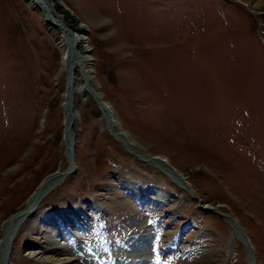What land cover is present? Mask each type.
Returning a JSON list of instances; mask_svg holds the SVG:
<instances>
[{"label": "rangeland", "instance_id": "rangeland-1", "mask_svg": "<svg viewBox=\"0 0 264 264\" xmlns=\"http://www.w3.org/2000/svg\"><path fill=\"white\" fill-rule=\"evenodd\" d=\"M53 2L87 37L91 88L137 146L76 91L77 170L22 224L12 261L264 264V0ZM60 36L31 0H0V242L3 224L68 169ZM138 150L166 157L193 195ZM142 236L153 252L125 260Z\"/></svg>", "mask_w": 264, "mask_h": 264}, {"label": "bare ground", "instance_id": "bare-ground-1", "mask_svg": "<svg viewBox=\"0 0 264 264\" xmlns=\"http://www.w3.org/2000/svg\"><path fill=\"white\" fill-rule=\"evenodd\" d=\"M31 1L40 10L47 23L53 26L54 28H56L57 30H59L61 34L59 43L64 51L62 64H63L64 72L66 73L67 76V87H66L67 90L65 92V101L63 106H64V120L66 127L65 135L67 136V139L64 140L66 142L65 144L67 148L68 169L65 171L66 174L64 175L62 174L63 172L59 171L56 174L49 176L41 184V186L31 195V197L27 202L26 207L23 210H21L19 213L12 216L9 220H7L3 224V228H2L3 238L2 241L0 242V254H1L0 264H15L11 258L14 251L13 250L14 242L16 240V237L18 235V232L22 224H24L27 221L30 215H32L37 210H39L38 208L40 207L39 206L40 202L50 192H52L54 189L60 186L68 176L74 174V172L77 170L75 153H74L75 141H74V133L72 130L74 121L78 117V111L74 106V93L76 91H80L81 95L84 92H88L93 97H95L98 105L101 106L102 108V113L109 121L108 123L113 127V129L114 128L119 129L118 130L119 132H116L117 139L119 141L126 142L130 148H133V146H137V143H135L131 139V136L121 127L114 109L110 107L109 104L104 102L102 95L99 92H97V90H95L93 87L91 88V84L93 82V77H92L93 70L90 66V62L92 61V58L90 56L91 49H86L85 51L79 49V45L82 44L83 42H86L87 37L84 34H79V33L77 34L68 28L63 17L60 16L59 13L57 12L53 0H31ZM77 71H80V75L84 80V83L82 84H80L77 81ZM87 82H90V84L88 85ZM138 152L140 151L138 150ZM140 153L142 155L136 152L137 155H140V158L142 157L144 160H147V162L152 163L159 170L166 173L175 184L179 185L181 188L185 190L186 188H188L187 187L188 185L186 184L184 178L177 171H175V168L171 166L170 161L166 157L163 156L152 157L145 153L142 152ZM190 192L192 193L191 195H193V192L192 191ZM215 213L219 214L229 223V225L232 227L233 236L237 238L247 239L243 231H241L242 232L241 233L239 228H236L238 227V224H236L229 216H226L224 213H222L219 210H215ZM143 237L144 236L141 237L142 243L127 244L132 247H129L127 252V259L125 260L128 261L132 260L135 256L136 258H140V257L144 258V256H148L149 253L151 254V252H153L152 244L149 242L148 238L144 239ZM77 249H75V251ZM52 251L54 250L52 249ZM77 252L80 251L77 250ZM57 253L59 254L61 252H57ZM143 258L142 260L139 259V261L145 262ZM44 263H49V262L44 261ZM55 263L56 264H88L87 261L81 263L79 261L70 260V259Z\"/></svg>", "mask_w": 264, "mask_h": 264}, {"label": "water", "instance_id": "water-1", "mask_svg": "<svg viewBox=\"0 0 264 264\" xmlns=\"http://www.w3.org/2000/svg\"><path fill=\"white\" fill-rule=\"evenodd\" d=\"M65 129H66V127H64ZM65 129H64V131H63V142H64V148H65V153L67 152V148H66V142H65V140L67 139V136L65 135ZM65 139V140H64ZM63 175L64 174H66V172L64 171L63 173H62Z\"/></svg>", "mask_w": 264, "mask_h": 264}]
</instances>
